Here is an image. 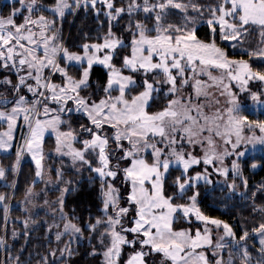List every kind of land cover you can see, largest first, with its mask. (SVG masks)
Listing matches in <instances>:
<instances>
[{
  "label": "snow or ice",
  "instance_id": "6c2138e0",
  "mask_svg": "<svg viewBox=\"0 0 264 264\" xmlns=\"http://www.w3.org/2000/svg\"><path fill=\"white\" fill-rule=\"evenodd\" d=\"M81 10L95 31L70 39ZM0 87V150L15 145L14 174L34 163L25 211L42 193L53 215L36 264H264V178L245 175L264 168L248 162L257 145L264 160V119L248 114L264 115V0H7ZM46 133L97 185L95 212L65 210L78 185L46 163ZM209 186L231 221L202 208Z\"/></svg>",
  "mask_w": 264,
  "mask_h": 264
},
{
  "label": "trees",
  "instance_id": "16d2710c",
  "mask_svg": "<svg viewBox=\"0 0 264 264\" xmlns=\"http://www.w3.org/2000/svg\"><path fill=\"white\" fill-rule=\"evenodd\" d=\"M48 3L49 0H40L41 3L43 2ZM7 2L3 3L1 8H6ZM62 28L64 35L66 37H69L70 39H75L80 34V30L83 29L84 31H95V21L92 19L91 15L89 14L87 17L85 16L84 12L81 10L78 15H68L67 18L62 23ZM230 55H240V53L237 51L233 53L231 50L229 51ZM258 66V65H254ZM2 90V87H0V91ZM254 117L255 114L248 113ZM262 118L264 115H261ZM3 125H0L2 127ZM15 155V152H11L9 154H3L0 155L2 158V161L6 164H10L13 162V156ZM262 151H256L252 154H249V163L251 162V159H255L258 163H264V160H262ZM31 163H24L22 165L21 174L18 180H16V186L12 193H10V184L8 186H0V188L7 189V193L9 194V197L12 196V198L15 199V197H18V199L24 198V191L25 187L28 183L31 182V177L34 168ZM245 175L249 176V184L251 185L254 182H259L262 178H264V168L258 167L257 169H251L246 167L245 168ZM8 179L11 180L10 183L13 181L14 177L12 178V172L9 169L8 173ZM77 191L75 192H69L66 194V211H69L73 205H77V211L76 214L80 215L85 208L86 205L92 206V211L95 212L96 205L98 203V198L96 196V191H94L97 188V185L95 184H89L88 178H82L77 182ZM219 196L218 191H213L212 186H209V190L205 193H203L202 197V203L201 206L205 210L206 214L212 215V216H218L222 219H226L231 221V217L229 216L228 212L225 211L223 208L220 207L221 201L217 199ZM21 200L20 202H22ZM29 207V205H27ZM12 210L10 211V214H16V217L18 218L19 213H25V205L22 203L21 208L17 207H11ZM3 207L0 206V233L4 229V225L6 228H8L7 237L9 240L12 241V248L16 247V250L20 248L21 253V259L22 264H36V261L40 259L39 253H43L46 247L48 246L50 237L45 235L46 231V225L44 224V221L47 220L48 222H51L53 220V215L49 211V208L45 209H37V215L35 216V223H30L29 225V235L26 238L24 236V227L22 229H18L20 226L17 222V220L9 221L5 220L3 217ZM39 213V214H38ZM86 216V212L84 213ZM27 216V215H24ZM22 219V218H20ZM177 223H180L177 221ZM184 226H187L186 224ZM16 229L18 231V235L13 237L12 236V230ZM66 239V238H65ZM52 246H56L54 242V236L52 237ZM93 243H96V241H93ZM23 245V248L21 246ZM83 248V245L81 246ZM9 250H0V264H2L3 261L7 260V253ZM100 257H96V261H99ZM78 264H87L86 260H80ZM95 264V262H93Z\"/></svg>",
  "mask_w": 264,
  "mask_h": 264
},
{
  "label": "rangeland",
  "instance_id": "374dc122",
  "mask_svg": "<svg viewBox=\"0 0 264 264\" xmlns=\"http://www.w3.org/2000/svg\"><path fill=\"white\" fill-rule=\"evenodd\" d=\"M5 2H7V0H0V8H1L2 4L5 3ZM43 3H45V2H43ZM3 91H4V89L2 88V90L0 92H3ZM253 114H255V115L252 118H256L257 115H259V118H262V116L258 112L257 113H253ZM262 119H264V117ZM3 126H5V125H3ZM15 139H16L17 143H19L20 140H21V137H20V134H19V130H17ZM44 147H45V151H46V154H47L46 155V163L48 165H51L53 167H58V166H61V160L62 159L64 160L63 167L66 169V171H65V178L66 179L70 178V179H72L73 181H75L77 183L82 178H85V177L88 178L87 170L83 171L82 173H76L75 170L71 169L70 163L68 162L67 158H61V157H59L58 154H56L54 152V147H55L54 136H52L49 133H46V135H45ZM13 151L15 152V145L13 146L12 149H9L8 152H4L3 150H0V155L9 154V153H11ZM256 151H261V149H260V147L258 145L256 146L254 151L250 149L249 154H252V153H254ZM13 157H14L13 158V162H14L15 155ZM24 163H31L33 165L32 167L34 168V163L31 161V157L28 154H25V156L21 160L20 170L17 173H15V174L12 173V178L14 177L15 181L18 180V178L20 177L22 165ZM10 164L4 163L2 161L1 156H0V165H3L6 168V176L5 177H0V186L4 185V186H8L9 187V184H11L10 183L11 180L8 179V173H9V169H10V167H9ZM54 175L55 174L53 173V176ZM44 187H45V185L42 182L37 183L35 185V189L37 191H40ZM14 188L13 187L10 188V193L13 192ZM7 189L9 190V188H7ZM7 189L5 190L4 188H0V192H6L7 193ZM56 195H57L56 191H49L47 193V198L51 201ZM44 199H45V196L42 193L39 196L35 197L34 201H33V204H30L29 207H27L28 210L25 211V213H19L17 215L19 217V219L14 218V217H16V214H10V211L12 210L11 207H14V208L20 207L21 208L22 202H20V201L24 200V198L20 200V199H18V197H15V199H14V198H12V196H10L9 200H7L6 202H0V206L3 207V203H7L8 204L7 220H9V221L10 220L11 221L17 220V222H18V224L20 226L18 229H22L24 227L23 219L25 217L31 216V220L34 221L35 220V216L37 215V213H36L37 209L48 208L47 206H45L43 204V200ZM52 206L54 207L55 205H52ZM3 211H4V207H3ZM24 215H27V216H24ZM3 217L5 219V212H3ZM20 218H22V219H20ZM7 233H8V228H6L5 225H4V229L0 233V236H4L5 237V245L4 246H0V250H2V251L9 250L13 256L19 255L20 256V260L22 262L21 253L18 252V251H20V248L18 249V251L16 250V247L12 248V241L14 239L12 241L9 240L8 237H7ZM65 238L67 239V237H65ZM127 251H128V249L125 248V253H127ZM225 255H227V253H225ZM125 258H126V255H125ZM5 261H3L2 264H4Z\"/></svg>",
  "mask_w": 264,
  "mask_h": 264
}]
</instances>
